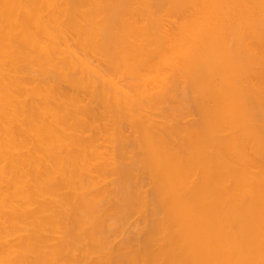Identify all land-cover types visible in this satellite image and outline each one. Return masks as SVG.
<instances>
[{"label": "bare ground", "instance_id": "bare-ground-1", "mask_svg": "<svg viewBox=\"0 0 264 264\" xmlns=\"http://www.w3.org/2000/svg\"><path fill=\"white\" fill-rule=\"evenodd\" d=\"M0 264H264V0H0Z\"/></svg>", "mask_w": 264, "mask_h": 264}]
</instances>
